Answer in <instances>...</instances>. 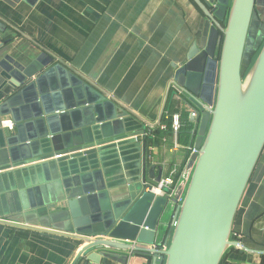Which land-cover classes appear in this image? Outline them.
I'll return each mask as SVG.
<instances>
[{"label":"water","instance_id":"1","mask_svg":"<svg viewBox=\"0 0 264 264\" xmlns=\"http://www.w3.org/2000/svg\"><path fill=\"white\" fill-rule=\"evenodd\" d=\"M193 1L211 23L210 34L170 81L195 112L196 148L171 199L151 191L161 174L147 177L144 158L131 177L108 180L121 171L110 160L124 161V145L138 154L141 145L144 153L143 118L47 50L27 66L0 58L12 87L0 102V121L9 117L13 123L12 129L1 126L0 148L10 162H34L43 175L18 210L26 222L34 212L52 219L49 208L65 203L56 214L60 230L81 243L69 264H124L127 254L150 264H220L230 248L245 249L232 238V227L264 147V34L245 74L242 61L254 11L264 0ZM10 29L0 16V48L11 40ZM55 81L64 87L50 94ZM162 226L164 237L156 239Z\"/></svg>","mask_w":264,"mask_h":264},{"label":"crops","instance_id":"2","mask_svg":"<svg viewBox=\"0 0 264 264\" xmlns=\"http://www.w3.org/2000/svg\"><path fill=\"white\" fill-rule=\"evenodd\" d=\"M0 16L13 34L0 48V58L8 55L27 66L47 50L151 124H144V153L141 145L139 154L124 145V161L120 156L118 163L115 157L110 160L121 171L108 180L125 178L127 173L131 177L138 171L136 161L141 169L144 158L150 170L147 177L160 173L161 178L177 180L175 195L186 180L185 169L195 143L194 125L192 144L188 137L180 139L176 131L161 141L155 140L154 132L161 129L172 101H180L189 119V111H194L181 101L180 94H184L170 85L176 66L187 60L190 50L194 46L202 50L208 42L211 23L194 1L0 0ZM61 84L55 81L48 92L61 93ZM10 88L8 76L0 69V102L12 93ZM2 121L0 129H4ZM137 140L142 142V136ZM50 173L54 176V166ZM42 177L36 163H12L8 152L0 148V264H69L81 245L60 230L63 222L56 214L65 208L64 202L49 208L48 212L55 214L52 219L34 212L26 222L18 210L21 200L29 201L26 191ZM164 220L169 225V217ZM163 230L160 227L156 239H163ZM232 238L245 247L235 248L229 257L233 264H264V254L257 253L264 250V147L238 205ZM125 256L126 264H150L143 256Z\"/></svg>","mask_w":264,"mask_h":264},{"label":"trees","instance_id":"3","mask_svg":"<svg viewBox=\"0 0 264 264\" xmlns=\"http://www.w3.org/2000/svg\"><path fill=\"white\" fill-rule=\"evenodd\" d=\"M249 32H250V29H249ZM261 43H262V40L260 41V43L258 44L256 49H255V46L253 47V49H255L256 52H258ZM245 49H246V46H245ZM244 53H245V50H244ZM253 59H254V57L252 58L251 62L253 61ZM251 62H249V63L251 64ZM242 66H243V64H242ZM166 114H167L166 117H163L161 120V123L164 124V128L160 129L158 127L154 132L155 140L158 139L161 141L162 138H164V137L172 136V134H173L172 116H173V114H177L179 126L176 130V134L178 137H180V139L184 138V137H188V142H190L192 144V142H193L192 140L194 139V137L191 135L192 134L191 130H192L194 124H193V121H191L189 119L188 113L183 108H181L180 101H172L166 107ZM190 136H191V138H190ZM234 251H236L235 248H230L225 253V255L223 256L222 261L226 258H229Z\"/></svg>","mask_w":264,"mask_h":264},{"label":"rangeland","instance_id":"4","mask_svg":"<svg viewBox=\"0 0 264 264\" xmlns=\"http://www.w3.org/2000/svg\"><path fill=\"white\" fill-rule=\"evenodd\" d=\"M256 11H254L252 22L250 24V32L248 33V39L246 42V49L244 53V61H242V72L245 74L250 67L252 58L256 56L259 41L264 34V5L259 3L257 5ZM255 46V49L253 47ZM252 63V62H251Z\"/></svg>","mask_w":264,"mask_h":264},{"label":"built area","instance_id":"5","mask_svg":"<svg viewBox=\"0 0 264 264\" xmlns=\"http://www.w3.org/2000/svg\"><path fill=\"white\" fill-rule=\"evenodd\" d=\"M174 88L177 91V93L180 92L176 86H174ZM207 108L209 110H211L212 109V104L211 105H208ZM189 112H190V116H195V112L194 111H189ZM12 126H13L12 121H10V120H3L2 121V127L12 128ZM178 126H179V123H178V115L177 114H173V116H172V129H173V131H176L177 128H178ZM160 127L161 128H164V124H161ZM195 151H196V148L195 147H192L191 148V154L193 152H195ZM176 181L177 180H175L171 176H167V177L161 178L159 180L157 186L153 187L151 189V191L155 195H160V196L167 195L168 198L171 199V198H173L175 196L174 195V192H175V184H176ZM178 200H179V198H177V201ZM165 249H166V245H164V244L161 245V250H165ZM124 264H126V263H124ZM220 264H233V262L229 258H226L223 261H221ZM259 264H263V263H259Z\"/></svg>","mask_w":264,"mask_h":264}]
</instances>
